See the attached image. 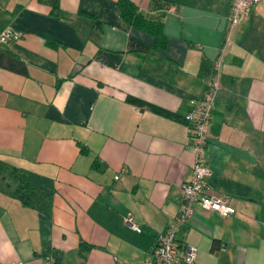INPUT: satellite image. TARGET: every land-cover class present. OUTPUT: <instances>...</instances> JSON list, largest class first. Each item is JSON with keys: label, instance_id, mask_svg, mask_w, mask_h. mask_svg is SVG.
Returning a JSON list of instances; mask_svg holds the SVG:
<instances>
[{"label": "crops", "instance_id": "obj_1", "mask_svg": "<svg viewBox=\"0 0 264 264\" xmlns=\"http://www.w3.org/2000/svg\"><path fill=\"white\" fill-rule=\"evenodd\" d=\"M129 1L159 16L163 46L116 0H0L15 33L0 44V159L35 192L23 204L0 172V264H148L190 177L188 100L213 75L206 181L234 211L194 206L175 237L195 258L177 264H264V0L230 29L229 0Z\"/></svg>", "mask_w": 264, "mask_h": 264}, {"label": "built area", "instance_id": "obj_2", "mask_svg": "<svg viewBox=\"0 0 264 264\" xmlns=\"http://www.w3.org/2000/svg\"><path fill=\"white\" fill-rule=\"evenodd\" d=\"M257 1L229 0L227 13L229 29L237 23L241 13ZM14 37L15 33L10 26L0 29V44L7 43ZM217 89V77L213 75L205 91L188 100L189 107L184 114V118L187 123L193 153L190 177L180 185L181 196L172 222L155 235L150 258L146 261L148 264H177L179 261L193 262L196 253L195 247L188 244L180 245L175 237V232L178 225L187 219L194 206L213 210L221 216H227L234 211L233 207L224 198L211 190L206 181L210 169L203 156V148L206 143V126ZM122 220L132 228L138 229L137 225L131 222L129 214L122 216ZM8 264L22 263L17 261Z\"/></svg>", "mask_w": 264, "mask_h": 264}, {"label": "trees", "instance_id": "obj_3", "mask_svg": "<svg viewBox=\"0 0 264 264\" xmlns=\"http://www.w3.org/2000/svg\"><path fill=\"white\" fill-rule=\"evenodd\" d=\"M53 12L58 13V7L56 0H50ZM154 9H160L167 6L170 1L168 0H150ZM119 6L120 15L131 24L143 28L144 30L151 33L154 37V44L163 46L164 45V34L162 32V21L157 16L155 19L145 18L135 7V5L129 0H116ZM160 14V13H159ZM158 14V15H159ZM0 172L2 177L7 180L14 182L12 194L15 195L23 204H31V201L35 200V192L28 182L25 172L15 166L9 165L0 159ZM217 246L216 240L213 241L211 248Z\"/></svg>", "mask_w": 264, "mask_h": 264}]
</instances>
